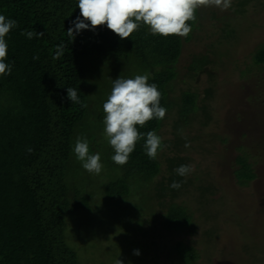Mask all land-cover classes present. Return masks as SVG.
I'll return each mask as SVG.
<instances>
[{
	"label": "rangeland",
	"instance_id": "374dc122",
	"mask_svg": "<svg viewBox=\"0 0 264 264\" xmlns=\"http://www.w3.org/2000/svg\"><path fill=\"white\" fill-rule=\"evenodd\" d=\"M195 14L196 28L183 37L171 100L177 109L184 92L197 93L199 100L194 109L186 106L187 125L173 130L177 111L167 114L163 169L152 182L154 187L169 182L168 160H184L194 170L184 177L179 198L167 192L155 206L149 200L152 184L128 190L127 199L113 201L106 194L111 185L123 190L127 170L111 159L115 153L103 132V103L113 80L154 76L137 62L87 66L93 105L77 136L88 140L90 154L100 153L103 168L100 174L89 173L72 151L69 184L81 192V200L80 211L68 216L66 241L80 264H116L117 259L123 264H181L172 257L175 250L185 256L178 250L184 245L196 250L192 264H264V65L254 61L264 49V0H232L227 10L200 7ZM76 202L72 197L71 209ZM161 203L164 209L172 203L189 208L196 232L162 230V236L160 227L150 223L158 211L164 213L157 206Z\"/></svg>",
	"mask_w": 264,
	"mask_h": 264
},
{
	"label": "trees",
	"instance_id": "16d2710c",
	"mask_svg": "<svg viewBox=\"0 0 264 264\" xmlns=\"http://www.w3.org/2000/svg\"><path fill=\"white\" fill-rule=\"evenodd\" d=\"M77 6L78 0H0V15L17 21V26L5 37L8 45L5 63L11 66V74L0 76V264H80L78 255L67 245L66 226L68 216L80 211L81 192L69 181L73 141L90 117L93 105V94L86 88L89 63L96 65L102 61L108 67L115 64L130 67L137 62L151 70L154 79L148 82L157 84L160 105L167 109L162 120L152 119L143 130L138 128L142 134L155 131L162 138L156 159L147 156L143 147L146 135L142 136L125 164L123 190H118L121 185L108 186L109 198L127 199L128 190L133 193L135 188L152 184L149 200L154 204L164 199L167 192L173 199L179 198L183 188L184 177L174 170L180 166L179 161L185 165L184 160H168L169 182L164 179L156 187L152 183L163 169L160 155L165 153L167 114L170 117L177 111L179 119L173 122V130L187 125L186 106L194 109L199 100L197 93L184 92L179 109L171 100L174 81L179 76L183 37L153 35L143 23L125 39L106 25L94 30L89 26L70 36L67 30L74 27L72 21L80 16ZM187 23L192 30L196 28V20ZM33 29L43 36L29 39L21 35ZM254 61L264 65V49ZM68 87L77 91L86 107L71 103ZM28 148L33 151L29 153ZM245 167L249 178L254 179L253 169L247 164ZM173 181L180 182L181 187H170ZM72 197L78 201L74 210L70 205ZM157 206L164 209L165 205ZM162 211L150 222L161 231L196 232V226L190 222L192 213L185 205L172 203ZM178 250L185 256L175 250L173 263L192 264L197 259L194 248L184 245Z\"/></svg>",
	"mask_w": 264,
	"mask_h": 264
},
{
	"label": "clouds",
	"instance_id": "9594fccd",
	"mask_svg": "<svg viewBox=\"0 0 264 264\" xmlns=\"http://www.w3.org/2000/svg\"><path fill=\"white\" fill-rule=\"evenodd\" d=\"M231 3L232 0H78L80 16L72 21L74 27L67 31L73 36L74 32L89 29V26L94 30L97 26L106 25L121 39H125L143 23L153 35L186 38L192 31L187 22L196 20L195 13L198 8L215 6L224 11L231 7ZM16 26L17 21L0 15V76L11 74V66L5 63L8 50L5 37ZM21 35H27L31 39L34 36H43V33L33 29L25 30ZM148 80V74L113 80L111 92L103 103V132L115 153L111 159L117 165L123 166L128 162L136 143L144 135L146 141L143 147L150 159H156L158 150H161L162 138L155 131L142 134L137 129V125L143 127L152 119L162 120L167 112V109L160 105L161 92L157 84H150ZM67 97L71 103L86 107L74 88H67ZM185 147H190V143H186ZM27 150L29 153L33 151L31 148ZM73 152L86 171L101 173V155L98 152L89 153L86 138H76ZM193 170L191 165H180L174 171L185 177ZM170 187L178 189L181 183L173 181ZM134 254L139 255V250H134ZM116 264H123V261L117 259Z\"/></svg>",
	"mask_w": 264,
	"mask_h": 264
}]
</instances>
